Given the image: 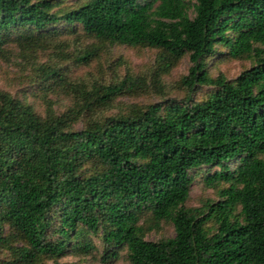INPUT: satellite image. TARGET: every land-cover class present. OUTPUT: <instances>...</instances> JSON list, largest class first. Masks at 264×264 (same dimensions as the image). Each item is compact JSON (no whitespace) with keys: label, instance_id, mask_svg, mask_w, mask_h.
Here are the masks:
<instances>
[{"label":"trees","instance_id":"trees-1","mask_svg":"<svg viewBox=\"0 0 264 264\" xmlns=\"http://www.w3.org/2000/svg\"><path fill=\"white\" fill-rule=\"evenodd\" d=\"M56 6L0 0V56L12 45L46 50L65 25L63 32L81 28L100 41L159 50L158 79L189 54L182 85L214 90L203 101L91 119L80 131L73 126L82 116L147 90L146 80L129 72L78 89V106L63 115L48 109L45 118L0 90V251L12 255L5 264L90 255V236L100 232L110 257L126 248L130 264H264V0H86L64 14ZM218 45L255 64L234 80L211 76ZM44 73L65 81L57 69ZM203 172L220 200L188 207ZM165 223L174 237L146 239Z\"/></svg>","mask_w":264,"mask_h":264},{"label":"rangeland","instance_id":"rangeland-1","mask_svg":"<svg viewBox=\"0 0 264 264\" xmlns=\"http://www.w3.org/2000/svg\"><path fill=\"white\" fill-rule=\"evenodd\" d=\"M84 1L86 0H55V10L64 14ZM191 17H194V12H191ZM57 29L61 31L60 34L46 50L35 54L24 53L12 45L8 47L5 56H0V90L32 106L43 118L46 117L48 109L56 115H63L78 106L81 99L78 89L91 90L94 86L121 82L129 72L147 82V90L119 97L111 108H100L89 116H82L73 126L75 131L84 129L91 119L128 114L134 107H147L166 100L184 102L186 98L203 101L214 90L211 86H200L189 91L182 85V78L189 74L192 66L189 54L179 60L169 72L162 73L158 79L157 62L161 53L157 49L132 48L100 41L87 36L81 28L72 33L63 32L65 25L58 26ZM227 52L226 47L217 46L216 55L207 62V70L211 76L225 75L229 80H234L255 64L252 59H233L226 55ZM87 53L90 54L89 60L79 61V58ZM49 68L59 70L65 81L47 77L44 70ZM204 178V172L197 174L191 187L188 207L201 206L208 200H220L216 190L206 187ZM150 221V216L145 215L141 223L148 227ZM174 236V227L169 223L146 233V239L149 241ZM90 240L96 246L90 255L67 251L59 259L43 258L41 264H130L126 248L117 249V256L110 257L111 252H107L101 232L91 235ZM21 245L16 243V246ZM11 259L9 251H0V264H5Z\"/></svg>","mask_w":264,"mask_h":264}]
</instances>
